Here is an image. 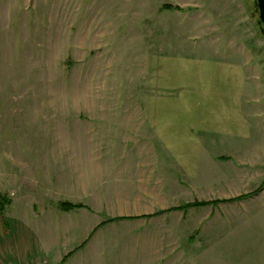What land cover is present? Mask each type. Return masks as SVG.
<instances>
[{
	"label": "rangeland",
	"instance_id": "374dc122",
	"mask_svg": "<svg viewBox=\"0 0 264 264\" xmlns=\"http://www.w3.org/2000/svg\"><path fill=\"white\" fill-rule=\"evenodd\" d=\"M258 23L254 0H0V264H264ZM129 219L141 252L105 228Z\"/></svg>",
	"mask_w": 264,
	"mask_h": 264
},
{
	"label": "crops",
	"instance_id": "0c3cea01",
	"mask_svg": "<svg viewBox=\"0 0 264 264\" xmlns=\"http://www.w3.org/2000/svg\"><path fill=\"white\" fill-rule=\"evenodd\" d=\"M197 123H195V124H193V125H190V124H188V128L187 129H185V130H182V131H184L183 133H182V131L180 132V131H178V132H180V133H182V134H178L177 136L179 137V138H181V135H185L186 133L189 135V137H191V135H193L194 134V129L192 128V129H189V128H191V127H196L195 125H196ZM177 132V133H178ZM201 132V131H200ZM202 132H206V131H202ZM186 134V135H187ZM195 134H197V132H195ZM183 138V137H182ZM178 141H179V139H177ZM181 140V139H180ZM198 146L200 147V148H198L199 149V156L202 154V152H206V150H204V148L202 147L201 148V145L200 144H198ZM177 151V153H178V157H180V158H185L186 156L185 155H189V156H192V154H194V153H191L192 151H193V148H189V149H183V147H180V145H179V148L178 149H176ZM198 151V150H197ZM197 151L195 150V152L197 153ZM185 153V154H184ZM207 154L209 155V153L207 152ZM181 155H182V157H181ZM198 155V154H197ZM201 157V156H200ZM209 158H211L210 157V155L208 156ZM191 165V164H190ZM192 167V166H191ZM194 167H196V166H194ZM198 168V167H197ZM196 168V169H197ZM190 170H191V168H190ZM194 171V170H193ZM148 197V196H147ZM146 198V197H145ZM160 210H162V208L160 209ZM153 212V211H152ZM88 214V219H89V222H91L93 219V217L94 218H96V216L94 215L95 213L93 212V213H87ZM164 215V214H163ZM165 216V215H164ZM98 218V217H97ZM96 218V219H97ZM99 219V218H98ZM100 221V220H99ZM98 220L94 223V224H92L90 227H88V228H85V231H91V230H94V228H96V225H97V223L99 222ZM117 224H120L119 226L121 227V228H124V229H129V228H134L135 230H136V233L134 234L135 236H134V238H135V241L133 242L134 244H133V247H134V252H141V243H140V241H136L137 239H138V235H141V237H139L140 239L141 238H147V240L149 239V237H146L145 236V232H143L144 230H148V225H147V223L145 222V220H142V219H140V220H120V221H117V222H112V223H108V224H106V226H105V228H112L111 226H116L117 227ZM152 227V226H151ZM158 228H161V227H159L158 226ZM142 240V239H141ZM142 242V241H141Z\"/></svg>",
	"mask_w": 264,
	"mask_h": 264
},
{
	"label": "trees",
	"instance_id": "16d2710c",
	"mask_svg": "<svg viewBox=\"0 0 264 264\" xmlns=\"http://www.w3.org/2000/svg\"><path fill=\"white\" fill-rule=\"evenodd\" d=\"M164 8H165V9H169V10H172V9H173L172 6H168V5L164 6ZM0 201H1V203H2V200H1V199H0ZM1 203H0V205H1ZM210 204H211V202H193V203H191V204L184 205V206H182V207H178V208H180V210H181V208H182V209H187V208H190V207H196V206H207V205H210ZM215 204H217V202H215ZM2 207H3V205H1L0 208L2 209ZM60 207H61V209H62L63 211H69L70 209L75 208V206H72V205L67 204V203H62V204H60ZM176 209H177V208H176Z\"/></svg>",
	"mask_w": 264,
	"mask_h": 264
},
{
	"label": "water",
	"instance_id": "95a60500",
	"mask_svg": "<svg viewBox=\"0 0 264 264\" xmlns=\"http://www.w3.org/2000/svg\"><path fill=\"white\" fill-rule=\"evenodd\" d=\"M256 8H257V14L259 18V26L261 27V33L264 37V0H254Z\"/></svg>",
	"mask_w": 264,
	"mask_h": 264
}]
</instances>
